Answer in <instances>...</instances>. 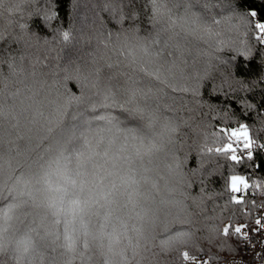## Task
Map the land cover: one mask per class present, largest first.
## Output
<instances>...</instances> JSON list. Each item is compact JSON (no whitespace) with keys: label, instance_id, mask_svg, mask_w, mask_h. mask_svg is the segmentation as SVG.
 I'll return each mask as SVG.
<instances>
[{"label":"clouds","instance_id":"9594fccd","mask_svg":"<svg viewBox=\"0 0 264 264\" xmlns=\"http://www.w3.org/2000/svg\"><path fill=\"white\" fill-rule=\"evenodd\" d=\"M140 2L139 23L97 30L88 69L66 72L26 43L38 0H0V44H18L4 82L28 81L51 107L37 112L44 147L0 185L2 264H159L160 236L183 222L181 201L220 144L202 90L236 85L223 54L250 56L257 44L247 17L218 0ZM199 223L203 236L171 242L170 264L223 240L234 220L216 212Z\"/></svg>","mask_w":264,"mask_h":264},{"label":"trees","instance_id":"16d2710c","mask_svg":"<svg viewBox=\"0 0 264 264\" xmlns=\"http://www.w3.org/2000/svg\"><path fill=\"white\" fill-rule=\"evenodd\" d=\"M38 7L40 12L29 23L26 40L29 50L41 55L45 67L59 65L66 72L77 67L88 69L93 47L90 37L97 30L112 31L122 25L139 23L133 13L142 10L140 0H38ZM217 8L246 16L257 45L250 56L243 50L223 54L222 67L236 85L223 83L221 88H216L210 80L202 90V102L215 106L210 119L219 133L220 144L217 154L209 157L211 162L195 181L196 190L190 189L181 201L183 222L160 236L164 255L159 257V264L172 261L168 253L177 236L193 232L203 236L206 228L199 221L216 212L230 215L234 220L224 228L225 238L213 244L199 241L191 252L184 253V259L185 264H224L229 256L242 251V235L235 231L237 225L252 223L256 215L253 209L264 198L260 197L264 184V147L255 150L250 159L244 155L240 163L231 159L233 151L228 147L234 142L231 129L240 125L248 126L252 140L264 142V43L256 39L254 27L257 19L264 22V0H218ZM253 10L259 12L258 17H251ZM17 53L16 42L0 44V185L13 164L27 163L44 147L45 142L39 139L37 112L51 111L46 97L28 81L4 82V77L11 78V68L5 61ZM70 78V75L65 77V87ZM71 86L76 90L75 83ZM76 119L74 116L73 120ZM199 163L198 157L193 156L192 165L199 167ZM235 175L245 177L249 183L244 196L231 187L230 180ZM3 199L0 196V201Z\"/></svg>","mask_w":264,"mask_h":264},{"label":"built area","instance_id":"2783aa9c","mask_svg":"<svg viewBox=\"0 0 264 264\" xmlns=\"http://www.w3.org/2000/svg\"><path fill=\"white\" fill-rule=\"evenodd\" d=\"M252 147L249 149H244L243 144L237 141L234 138L233 146L237 149V151L233 154L244 156L248 155L249 152H254L257 149L264 147L263 141L252 140ZM247 187L242 188L236 193L238 195L244 196V194L248 191V181H246ZM264 199V198H263ZM261 203V200L258 201V204ZM261 208H264V204H261ZM260 218L264 220V215H255L254 221L250 224H238L237 226L247 225V228L243 229L242 235V251L229 256L224 264H264V225L257 226L256 220ZM204 257V255H201Z\"/></svg>","mask_w":264,"mask_h":264},{"label":"snow or ice","instance_id":"6c2138e0","mask_svg":"<svg viewBox=\"0 0 264 264\" xmlns=\"http://www.w3.org/2000/svg\"><path fill=\"white\" fill-rule=\"evenodd\" d=\"M250 15L251 17H258L259 12H257L256 10H253L250 13ZM257 20L258 22L254 26L256 30V34H257L256 39L260 43H264V22L260 21L259 19ZM224 131H227V129H225ZM231 136L235 138L237 141L241 142L243 144L244 149H249L252 147L251 134L248 131L247 125H240L238 128L231 129ZM228 147L232 148V151L234 153L237 151V149L233 145H228ZM247 157L250 159L252 157V152H249ZM231 159L236 163H240L243 159V156L233 154L231 156ZM233 181H234V188L236 184H239L242 188L247 187L245 177H234ZM255 223L257 226H262L264 225V220L257 218ZM245 228H247V225L237 226L235 231L237 234H241L243 229ZM225 233L227 234V229H225ZM185 257L187 258V254H185Z\"/></svg>","mask_w":264,"mask_h":264},{"label":"rangeland","instance_id":"374dc122","mask_svg":"<svg viewBox=\"0 0 264 264\" xmlns=\"http://www.w3.org/2000/svg\"><path fill=\"white\" fill-rule=\"evenodd\" d=\"M234 177H243V176H240V175H235V176H232L231 177V180H230V184H231V187L235 190V191H238L240 189V185L239 184H236L235 185V188H234V181H233V178Z\"/></svg>","mask_w":264,"mask_h":264}]
</instances>
